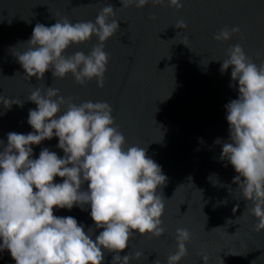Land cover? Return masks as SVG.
<instances>
[{
	"label": "water",
	"instance_id": "water-1",
	"mask_svg": "<svg viewBox=\"0 0 264 264\" xmlns=\"http://www.w3.org/2000/svg\"><path fill=\"white\" fill-rule=\"evenodd\" d=\"M0 264H264V0H0Z\"/></svg>",
	"mask_w": 264,
	"mask_h": 264
}]
</instances>
